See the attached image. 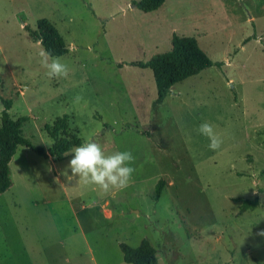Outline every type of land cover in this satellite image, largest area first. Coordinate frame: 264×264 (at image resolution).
Wrapping results in <instances>:
<instances>
[{
	"label": "rangeland",
	"instance_id": "rangeland-1",
	"mask_svg": "<svg viewBox=\"0 0 264 264\" xmlns=\"http://www.w3.org/2000/svg\"><path fill=\"white\" fill-rule=\"evenodd\" d=\"M136 1L0 0V108L4 97L12 118L29 116L24 136L49 152L45 125L68 114L70 134L98 133L106 153L136 158L129 186L104 194L67 181L69 156L20 145L0 193V264H127L120 243L143 238L157 264H264V0H166L149 12ZM42 17L66 40L67 78L38 63L27 27ZM174 33L223 64L154 106L153 71L131 62L170 50ZM203 122L223 135L219 150L197 133ZM237 197L260 203L241 212Z\"/></svg>",
	"mask_w": 264,
	"mask_h": 264
},
{
	"label": "trees",
	"instance_id": "trees-1",
	"mask_svg": "<svg viewBox=\"0 0 264 264\" xmlns=\"http://www.w3.org/2000/svg\"><path fill=\"white\" fill-rule=\"evenodd\" d=\"M165 1L139 0L136 1V4L141 10L149 12L160 8ZM27 30L30 36L34 40L40 41L44 50L49 51L53 56H61L68 52L64 36L49 18L42 17L38 19L36 29L27 27ZM131 64L142 68H150L153 71L157 88L153 105L158 106L165 100L176 83L213 65L222 66L223 62L213 61L200 46L196 37L190 35L180 36L174 33L170 50L157 53L147 61H133ZM1 99L4 103V109L1 113L0 126V193H3L12 185L11 161L20 145L31 148L45 158L61 161L65 158L63 154L65 151L79 145L83 140L78 135L68 132L70 116L64 114L53 123L45 125L47 134L53 140L50 151L47 152L43 146L32 143L24 136L23 125L29 120V116L21 115L12 118L9 112L12 101L4 97ZM163 185L164 180L157 184V195L161 193ZM235 200L241 202V212L254 209L260 203L257 197L254 199L237 197ZM120 248L127 264L158 263L157 249L148 238H143L137 246L121 242Z\"/></svg>",
	"mask_w": 264,
	"mask_h": 264
},
{
	"label": "clouds",
	"instance_id": "clouds-1",
	"mask_svg": "<svg viewBox=\"0 0 264 264\" xmlns=\"http://www.w3.org/2000/svg\"><path fill=\"white\" fill-rule=\"evenodd\" d=\"M37 56L39 58L38 63L45 69L46 78L51 80L68 77L70 68L61 61L60 57L53 56L43 48L37 53ZM82 101L87 104L81 94H77L73 98L75 105H79ZM196 131L208 139V147L211 150L216 151L221 148L224 142L223 135L217 132L211 123H201ZM97 135L98 133H94L85 137L82 143L63 153L70 157L63 171L64 176L69 182L75 180L85 185L94 186L104 194L112 190L127 188L133 173L136 171L134 167L135 156L131 150L106 153L102 145L94 138ZM259 235L264 236V230Z\"/></svg>",
	"mask_w": 264,
	"mask_h": 264
},
{
	"label": "water",
	"instance_id": "water-1",
	"mask_svg": "<svg viewBox=\"0 0 264 264\" xmlns=\"http://www.w3.org/2000/svg\"><path fill=\"white\" fill-rule=\"evenodd\" d=\"M137 4H133V6H136Z\"/></svg>",
	"mask_w": 264,
	"mask_h": 264
}]
</instances>
